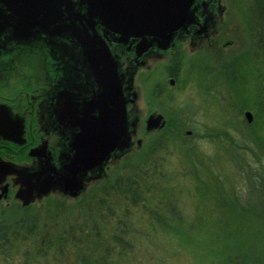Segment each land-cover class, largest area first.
<instances>
[{
    "label": "trees",
    "instance_id": "1",
    "mask_svg": "<svg viewBox=\"0 0 264 264\" xmlns=\"http://www.w3.org/2000/svg\"><path fill=\"white\" fill-rule=\"evenodd\" d=\"M245 9L248 46L239 55L216 67L206 57L211 65L197 60L185 70L183 55L175 52L168 74L185 75L209 90L218 78L229 87L239 77L236 72L243 66L250 69L253 95L242 104L253 109L254 121L242 138L257 150L244 142L237 145L250 150L255 161L240 164L249 193L225 191L219 184L225 185L223 180L212 171L201 178L205 163L194 148H185L198 195L195 214L186 220L181 208L184 187L168 170L165 153L178 137L169 128L184 130L189 112L168 111L169 128L146 137L141 148L106 169L104 177L73 199L76 204L66 206L65 199L47 196L43 212L34 205L6 208L0 214V256L17 255L21 264H137L136 253L145 246L156 248L159 236L165 235L188 247L203 264H264V0H246ZM209 77V85L201 82ZM218 133L231 141L227 132ZM180 140L185 141L183 136ZM207 179L217 187L210 190Z\"/></svg>",
    "mask_w": 264,
    "mask_h": 264
},
{
    "label": "water",
    "instance_id": "2",
    "mask_svg": "<svg viewBox=\"0 0 264 264\" xmlns=\"http://www.w3.org/2000/svg\"><path fill=\"white\" fill-rule=\"evenodd\" d=\"M217 17L212 0H0V32L11 27L18 39H28L36 33H42L43 40L46 36L72 38L96 83L90 103L85 106L84 99L80 104L82 110H74L71 116L74 132L69 145L70 159L59 171L52 165L51 173L41 179L39 173L27 175V183L15 194L22 205L42 199L56 188L70 197L79 196L88 184L106 175L111 157L113 164L128 156L142 147L150 131L166 126L161 114L152 113L144 121V135L131 141L141 117L135 115L129 121L124 78L108 35L123 45H128L132 38L138 39L135 55L140 58L153 41L160 50L169 47L177 32L182 33V39L191 36L198 43L202 33L217 29ZM98 26L103 28L102 32ZM95 107L98 110H92ZM244 115L248 122L252 121L250 111ZM17 171L0 165V175ZM32 177L37 180L32 182ZM6 193L7 184L1 187L0 199Z\"/></svg>",
    "mask_w": 264,
    "mask_h": 264
},
{
    "label": "flooded vegetation",
    "instance_id": "3",
    "mask_svg": "<svg viewBox=\"0 0 264 264\" xmlns=\"http://www.w3.org/2000/svg\"><path fill=\"white\" fill-rule=\"evenodd\" d=\"M98 30L102 32L103 28L98 26ZM216 31L202 33L198 43L191 36L182 39V33L177 32L171 45L164 50H160L157 42L153 41L145 58L143 56L148 51L136 58L138 39L132 38L128 45H123L114 41L116 37L107 36L124 78L123 93L128 100L129 121L133 116L140 115L142 120L137 129L142 128L144 134V121L150 114H161L166 119L164 128L152 130L146 137L169 128L167 111L155 107L161 106L154 101L164 91L162 85L173 87L180 80V77L168 74L172 55L177 52L184 57L186 44L190 50L200 48L203 43L212 40ZM13 35L11 27H5L0 32V165L18 171L0 175V193L1 187L7 184L6 196L0 199V213L10 205H32L31 202L23 206L22 201L15 197L17 190L27 183V175L39 173L37 176L41 179L51 173L52 165H56L59 171L62 164L68 162L74 132L71 116L74 110H82L80 104L84 99L85 106L90 103V96L96 89L91 70L80 57L78 44L72 38L63 40L46 36L43 40L42 33H36L28 39H18ZM160 66L164 68L166 84L152 85L148 97L151 106L146 112L140 107L141 89L136 78L146 70L145 82ZM92 110L98 109L95 107ZM136 137L137 132L131 135V141H135ZM113 159L111 157L108 164H112ZM35 180L37 178L32 177L31 181ZM50 196L66 201L79 197H70L69 193L64 194L59 188L51 191Z\"/></svg>",
    "mask_w": 264,
    "mask_h": 264
},
{
    "label": "rangeland",
    "instance_id": "4",
    "mask_svg": "<svg viewBox=\"0 0 264 264\" xmlns=\"http://www.w3.org/2000/svg\"><path fill=\"white\" fill-rule=\"evenodd\" d=\"M212 4L213 14L215 13L216 17L220 16L219 18L217 17L216 34L212 37L211 41L203 43L200 48L190 50L186 44L184 49L185 70L190 64L198 62L197 60H202V63L208 60L210 65L213 62V65L216 67L225 59L230 60L239 55L248 46L245 20L246 0H212ZM218 9L219 11L222 9L221 14L218 13ZM206 57H211L214 60L211 62L210 58L207 59ZM249 72L250 69L243 66L240 71L236 72L237 74L240 73L238 79L236 82L230 83L229 87L221 78H218L219 80L213 86L210 85L209 90H206L205 86H202L200 82L192 81L189 78L184 79L185 75H183L173 87H170L168 84L166 87L162 85L163 89H165L154 101L155 103H159L161 107L153 105L163 112L171 111L174 113L175 110L181 109L188 110L189 112L187 118L188 124L184 130L178 132L173 128H169V130L177 133L178 137H174L170 141L165 153L168 170L178 178L180 185L184 187L181 208L188 221L195 214L198 195L195 193L197 182L192 172V159L187 158L184 154L185 148H194L196 157H199L205 163L204 167L207 169L206 171L203 170L205 174L200 168H197L196 171L200 172L201 170V178L209 175L210 171H212L223 180L225 185L219 184L222 188L223 186L225 187V191L233 188L235 192L243 195L249 193L245 174L241 172L240 164L241 160H245L255 165V161H253L254 158L250 150L237 146L244 142L245 145L250 146L253 150L256 149L253 143L250 145L249 141L242 138L244 133H248L251 129L248 125L254 121V118L251 123L246 121L244 113L251 111L254 115V112L252 111L253 109L244 105V103L242 104L243 99H247L253 95L254 82L251 80ZM147 73L148 71L144 70L136 78V83L141 89L140 107L146 112H148L146 109L150 108L149 105L151 106L148 97L152 85L166 84V80L163 77L164 68L162 66L156 68L151 77L144 82L143 78ZM204 76L201 75L202 79H204ZM201 82L209 85L213 80L209 77V79L201 80ZM188 131L190 133H187ZM218 131L227 132L232 138L231 141L225 135L219 134ZM208 133L210 134L209 136ZM143 135L142 128L137 129V137H142ZM180 136H183L185 141H181ZM262 162L264 164V159H262ZM115 165L116 162L108 164L106 169L108 170L111 166ZM198 166L200 165L198 164ZM205 182L209 185L210 190H212L211 188H213L214 184L217 187L216 182L211 179H207ZM84 193L85 191L82 194ZM51 197L55 199L59 198ZM41 200L32 202V205L38 211L43 212L47 201ZM64 204L67 206L76 203L65 201ZM201 207L204 208V205H201ZM157 242L158 246L156 248L153 249V247L145 246L136 253L137 264H203L193 251L186 246H181L175 239L161 235ZM66 258L69 261L73 259L72 256H67ZM20 260L21 258H18L17 255L12 257L6 256V258L0 256V264H21Z\"/></svg>",
    "mask_w": 264,
    "mask_h": 264
}]
</instances>
